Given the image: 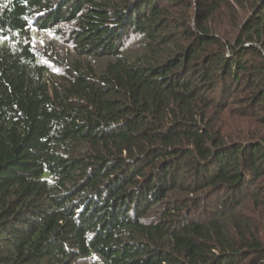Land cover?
I'll return each mask as SVG.
<instances>
[{"label": "trees", "instance_id": "trees-1", "mask_svg": "<svg viewBox=\"0 0 264 264\" xmlns=\"http://www.w3.org/2000/svg\"><path fill=\"white\" fill-rule=\"evenodd\" d=\"M232 105L264 127V0H0V264H264Z\"/></svg>", "mask_w": 264, "mask_h": 264}, {"label": "rangeland", "instance_id": "rangeland-1", "mask_svg": "<svg viewBox=\"0 0 264 264\" xmlns=\"http://www.w3.org/2000/svg\"><path fill=\"white\" fill-rule=\"evenodd\" d=\"M244 16V15H243ZM228 14H216L214 16V19L209 21L210 25L214 26H221L225 25ZM55 36L50 35L48 37H43L39 40V43H37V47L43 48L45 46V43L50 41V39H54ZM233 110L234 106L232 105V108L230 107L228 110ZM232 110L231 111H225L223 114H221V122H219V127L223 128V133H228V135L238 134L241 133L245 137L249 134H254V136H257L256 133H264V127L260 126V124L255 123L253 120H245L242 121L234 116H232ZM236 137V135L234 136ZM255 185L262 186L264 185V178H261L254 182L253 187ZM253 190V189H252ZM248 193V191H247ZM247 193H245V200L242 202L241 207L238 208L236 211H240L244 217L249 218V220L256 222L260 228H261V235L264 239V209L254 207V205L249 200ZM250 193V192H249ZM248 193V194H249ZM192 198V196H189ZM198 197V196H197ZM195 196L193 197V199ZM199 205V204H198ZM218 207H211V206H205V201L200 202V208L195 211L193 214L194 218L199 221L206 220L208 218L213 217L216 214V210ZM254 210L255 212H251V210Z\"/></svg>", "mask_w": 264, "mask_h": 264}]
</instances>
